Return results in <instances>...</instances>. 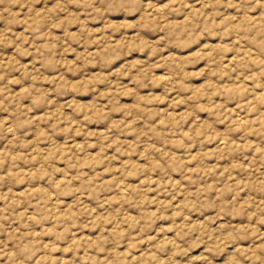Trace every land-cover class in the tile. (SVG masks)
<instances>
[{
    "label": "rangeland",
    "instance_id": "1",
    "mask_svg": "<svg viewBox=\"0 0 264 264\" xmlns=\"http://www.w3.org/2000/svg\"><path fill=\"white\" fill-rule=\"evenodd\" d=\"M0 264H264V0H0Z\"/></svg>",
    "mask_w": 264,
    "mask_h": 264
}]
</instances>
